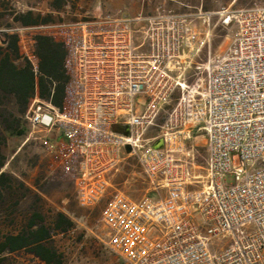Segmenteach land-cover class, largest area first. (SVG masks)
Returning <instances> with one entry per match:
<instances>
[{
	"label": "built area",
	"instance_id": "built-area-1",
	"mask_svg": "<svg viewBox=\"0 0 264 264\" xmlns=\"http://www.w3.org/2000/svg\"><path fill=\"white\" fill-rule=\"evenodd\" d=\"M233 19L230 45L193 75L189 14L160 6L41 26L65 46L68 82L62 107L31 101L27 125L59 134L78 204L104 202L107 244L123 264H264V6ZM128 158L158 195L115 187Z\"/></svg>",
	"mask_w": 264,
	"mask_h": 264
},
{
	"label": "rangeland",
	"instance_id": "rangeland-1",
	"mask_svg": "<svg viewBox=\"0 0 264 264\" xmlns=\"http://www.w3.org/2000/svg\"><path fill=\"white\" fill-rule=\"evenodd\" d=\"M53 0H8L5 11L7 22L14 10H33L42 16H51L50 23L85 20L94 16L122 11L129 17L138 14L152 15L157 7L190 15L195 32L190 50L191 71L205 68L210 58L223 53L233 40L236 30L235 12L256 6H264V0H64L56 11ZM49 23V24H50ZM13 24V23H12ZM19 36L22 51L33 53L34 37L45 33L41 26L23 28L13 24ZM196 76H192V82ZM162 119L158 121L160 125ZM25 137H14L8 141V162L3 171L17 181L4 192L0 206V242L6 234L17 233L33 215L55 221L63 215L71 223L66 233L52 236L51 246L63 256V264H123L120 257L107 244V230L101 223L104 202L93 208H82L77 201L72 161L67 157L65 144L57 132L34 130L29 126ZM159 133V128L149 130L146 137ZM198 150L197 165H204L205 137L194 132L189 143ZM195 173L202 174L201 168ZM24 187L22 188V185ZM115 187L133 199L156 196L142 168L134 158H128L120 172L114 177ZM201 185L194 189L199 190ZM160 195H167L161 191ZM38 221H40L38 219ZM13 222H15L13 224ZM4 264H45L25 250L7 253Z\"/></svg>",
	"mask_w": 264,
	"mask_h": 264
},
{
	"label": "trees",
	"instance_id": "trees-1",
	"mask_svg": "<svg viewBox=\"0 0 264 264\" xmlns=\"http://www.w3.org/2000/svg\"><path fill=\"white\" fill-rule=\"evenodd\" d=\"M63 2L53 0L52 7L58 11ZM5 11H8V0H0V206L4 192H8L11 183L17 181L3 171L8 162L9 139L28 134L26 114L34 98L62 107L68 82L63 42L44 33L36 34L33 63L22 51L19 36L13 27V24L23 28L46 25L50 23L51 16L44 17L33 10H14L9 16L11 22H7ZM21 185L23 188L24 184ZM70 226L71 223L63 215L50 223L33 215L17 233L6 234L0 242V264H4L7 253L22 250L45 264H63V256L51 246L52 236L66 233Z\"/></svg>",
	"mask_w": 264,
	"mask_h": 264
},
{
	"label": "water",
	"instance_id": "water-1",
	"mask_svg": "<svg viewBox=\"0 0 264 264\" xmlns=\"http://www.w3.org/2000/svg\"><path fill=\"white\" fill-rule=\"evenodd\" d=\"M4 43V42H3ZM162 147V141H159L155 144V148H161Z\"/></svg>",
	"mask_w": 264,
	"mask_h": 264
}]
</instances>
